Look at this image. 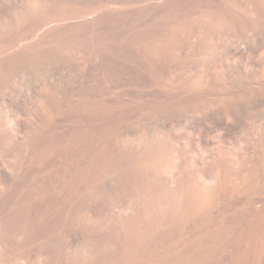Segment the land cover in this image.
Masks as SVG:
<instances>
[{
    "label": "bare ground",
    "instance_id": "obj_1",
    "mask_svg": "<svg viewBox=\"0 0 264 264\" xmlns=\"http://www.w3.org/2000/svg\"><path fill=\"white\" fill-rule=\"evenodd\" d=\"M0 264H264V0H0Z\"/></svg>",
    "mask_w": 264,
    "mask_h": 264
}]
</instances>
